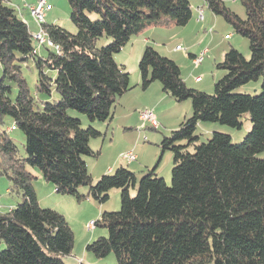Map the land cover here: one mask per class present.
<instances>
[{
    "label": "trees",
    "instance_id": "1",
    "mask_svg": "<svg viewBox=\"0 0 264 264\" xmlns=\"http://www.w3.org/2000/svg\"><path fill=\"white\" fill-rule=\"evenodd\" d=\"M67 1L77 32L44 23L46 44L54 45H43L44 57L11 0H0V124L7 116L13 119L11 129L23 131L26 151L21 157L7 132L0 131V176L9 180V192L22 198L0 214V264H70L74 232L64 215L41 206L33 180L53 184L59 194L100 203L112 189L121 191V209L103 212L95 221L107 235L86 247L97 257L114 253L116 264H264V158L257 156L264 152V0H240L245 17L223 0H205L250 44L249 57L232 47L217 64L225 72L213 94L188 87L175 60L145 47L139 61L142 88L159 81L174 100L192 105V114L159 144L173 154L170 183L157 174L159 163L139 182L123 165L95 182L85 157L98 158L100 149L94 150L91 140L103 134L82 127L68 110L89 122L111 121L119 98L132 88L130 73L114 55L149 28L187 25L193 16L190 0ZM104 36L112 41L99 46ZM30 58L39 70L37 95L50 96L55 89L57 102L31 95L20 64ZM259 79L261 93L236 92ZM6 80L18 83L15 99ZM243 116L252 123L243 142L219 132L200 141L201 123L240 129ZM82 186L89 188L86 195L79 193Z\"/></svg>",
    "mask_w": 264,
    "mask_h": 264
},
{
    "label": "rangeland",
    "instance_id": "2",
    "mask_svg": "<svg viewBox=\"0 0 264 264\" xmlns=\"http://www.w3.org/2000/svg\"><path fill=\"white\" fill-rule=\"evenodd\" d=\"M223 1L225 2L226 6L229 7L232 11L237 13L239 16L245 17L246 11L240 0H223ZM15 2H18V0H15ZM50 2L53 4V9L47 13L44 23L61 26L70 33L77 32V27L74 25L73 21L71 20V8L68 1L50 0ZM219 17L220 19H222L224 25L229 28V31L225 32L222 28L215 27V35L218 36L219 39L226 40L225 44L228 45L229 42H233V40L225 39L226 35L230 33L234 34L237 39L242 40L244 42L243 46L244 48H246L245 49L246 51H242L243 49L239 48L241 50V53L245 54L246 57H249L250 44L248 38H245L240 34H238L237 32H235L231 24H229L222 16L219 15ZM25 20L29 22L31 21V17L29 15H25ZM32 27H33L32 29L33 37L35 38V35L39 33V28L37 27V25L34 24L32 25ZM184 27L185 26H174L170 28L157 27L158 31L160 32L157 33L153 32V35H149V37L153 39H157V42H159V48L157 47V44L153 39H152V44H153L152 47H154L156 50H159L161 54H169L170 50H174V55L172 56L176 58L179 55L187 57V51H186L188 50L187 42L193 40V34L190 30L192 26H188L189 27L188 29L190 30L189 33L183 32ZM154 29H156V27L150 29V31H154ZM146 34L148 33L144 32L140 34L139 37L144 36ZM132 39L135 38L132 37L131 40L122 48V50L114 55L115 61L119 65L124 66L125 70H127L130 73L131 87L133 81L132 78L140 74L139 71L140 60L138 61V59H136V53L138 52V49H140L141 47L139 45V42H136L135 46H132V41H133ZM111 41L112 39L110 37L104 36L100 40L99 46H106L109 43H111ZM39 44L40 43L37 40L35 39L33 40V45L35 49L38 50L39 52L38 54L45 57L48 53V48L47 46H43V45L41 47V45ZM177 44H180L182 46L183 51L176 52L175 47ZM20 64L22 71L21 75L25 78L28 88L31 92V95L37 101L44 100L50 102H57L59 100L60 98L59 94L55 91V89H52V93L50 96L45 94L37 95L35 85L38 81L39 70L36 65V61L33 58L21 62ZM183 64L185 66V69L189 68L186 62H184ZM45 70L50 77L52 78L55 77L56 75L55 71L49 69H45ZM215 71H216L215 77L212 78V74L210 73L208 78H206L207 82H211V84H214V80L215 79L218 80L219 78H221V76L225 72L222 69H218V70L216 69ZM3 74H4V68L0 65V80ZM156 83H157L156 85H161L159 81H156ZM6 84L11 86V92L9 93L10 98L15 99L19 91L18 83L14 81L6 80ZM261 84H262V79H259L256 82H250L249 84L239 87L236 90V92L247 93L250 95H257L262 91ZM161 89L162 88H160L159 90V95L162 94ZM130 90H132V88ZM208 91L209 90L207 89L206 91L203 92H206L208 94H213L214 86L210 88L211 93ZM150 96L156 98L157 92L153 91L152 93H150ZM186 101H189V103H191L190 100H186ZM38 106L40 108L43 107L41 102H38ZM118 110L119 111L116 113L115 108L113 109L114 111L113 118L111 121L106 123H101L98 121L89 122V120L84 114L74 109L68 110L69 115L73 117H77L81 120L82 127L84 128H87L88 126H92L100 130L101 127L103 126L102 127L103 129L100 130L102 131L103 136L91 140V144L94 147V150L100 149V155L98 156V158L85 157L88 164V169L95 182L101 176L107 174V173L103 174V172H107L110 167L116 169L120 164H122L125 168L132 171V166L135 167L143 166V161L141 158L139 159L137 158V160L133 161V165L132 164L130 165L131 162L127 163L125 160L122 159L123 155H125L129 151H133L135 148L138 152L140 151V148L143 146H145L144 148L145 149L144 151H146L145 156L151 154L150 151H152L153 148L149 146L154 142V137L158 133V131L160 132L163 131L162 129H156L157 131H155L153 128L148 127L147 124H145L140 119H138L139 114L137 112H134L132 109L130 110L131 115L128 116L127 120L124 119L125 117L124 115H120L121 110L120 109ZM241 122H242V127L240 129L219 122H203L200 125H198L197 134L200 135L201 142H206L214 132L224 133L231 136V140L233 143L239 144L243 142V140L250 132L252 127V123L247 116H243L241 118ZM13 125H14L13 119L7 116L4 118V124H0V131L5 130L7 132L8 136L18 146L20 156L25 157L26 151L24 147L25 144L24 133L19 128H16L14 130L11 129ZM127 126H133V127H127ZM107 132L108 134H106ZM137 146L139 148H137ZM257 156L260 158H264V152L258 153ZM159 159H160V165L158 167L160 170L159 172H162V174H164V169L170 172L165 176L161 175V177L165 178L170 183L171 170L173 165V154L170 150H165L164 152H162V149L160 148L159 155L154 164H156L159 161ZM32 172L35 175L39 174V171L36 168L32 169ZM136 173H137L136 174L137 180L139 182L141 178L144 176L145 171L144 173L143 172L140 173L139 171H136ZM47 185L48 186L51 185V188L48 189ZM33 186L38 193V198L43 208L56 210L57 212L64 215L65 218L67 219L72 231L74 232L73 254L75 255V259L76 258L77 259L79 258L78 260L83 259L87 264H116V256L114 253H110L105 257H97L93 252L88 251L86 247L88 243L97 240L99 237L107 235L106 228L102 226H96L93 228L94 230H91L89 229L88 224L91 221L99 220L103 212H117L121 209L122 204H121L120 190L112 189L109 192V199L103 203H100L99 201L93 199L92 197H90V199L88 200L85 198L78 199L74 196L59 194L56 192L53 184L49 182H45V180H40V181L33 180ZM9 187H10L9 180L4 176H0V214L8 211V208H10L11 205L16 206L17 204L22 202L21 197L11 194V192L8 191ZM48 190H52L53 192L50 193V191ZM88 190L89 188L87 186H82L79 188V193L81 195H86ZM130 192L131 195L134 196L136 194V189L131 188Z\"/></svg>",
    "mask_w": 264,
    "mask_h": 264
},
{
    "label": "crops",
    "instance_id": "3",
    "mask_svg": "<svg viewBox=\"0 0 264 264\" xmlns=\"http://www.w3.org/2000/svg\"><path fill=\"white\" fill-rule=\"evenodd\" d=\"M11 2L12 5L16 7L17 10L20 12L21 17L24 18V20H25V15H29L31 17V21L29 22H27L26 20L25 21L29 25L32 32H33L32 30L33 24L37 25V27L40 29V25L33 19L28 9V5L34 4L36 0H18V2H15V0H11ZM190 2H191L193 16L183 29V32L189 33L191 30L193 34V40L187 42V48H188V50H186L187 57L179 55L176 58L172 56L174 55V50H170L169 52L170 55L169 54H163V55L168 56L177 62V64L180 66L182 70L183 79L188 87L198 89L201 91H206L208 89L209 90L208 92H210V88L214 86L217 80L214 78L215 79L214 84H211V82L206 81V78H208L210 73L212 74V78L215 77L216 75L215 70L216 69L218 70L217 64L222 61L226 52L230 50L232 47L238 49L240 52H241L240 49H243L242 51H246L245 50L246 48H244L243 46L244 42L242 40L237 39L236 36L232 33L227 34L225 37V39L227 40L232 39L234 42V43L229 42L228 45L225 44L226 40L219 39L218 36L215 35V27L222 28L225 32H228L229 28L224 25L219 15L215 14L212 10L208 8V5L206 4L205 0H190ZM199 9H202L203 11V20L199 19L200 16ZM188 26H192L190 30L188 29L189 28ZM150 29L145 31L148 34L141 37H139L138 35L134 37L135 39H132L133 40L132 46H135L136 42H139V45L141 46L140 49H138V52L136 53V59H138V61L141 59L145 47L153 45L152 44L153 38L149 37V35H153V32L154 33L160 32L158 31L157 27L156 29H154V31H150ZM153 40L155 41L157 47L159 48V42H157V39H153ZM178 45L180 44H177L175 47L176 52L183 51L182 50L183 48L177 49ZM206 49H208V52L206 53L204 60L198 65L194 64L192 60L193 57L196 58L201 57L202 53ZM184 62H186V64L188 65L189 67L188 69H185V66L183 64ZM199 77L201 78V80L199 81L196 80ZM132 80H133L132 90L126 92L119 98V101L115 106V112L117 113L119 111L118 109H120L121 110L120 115H124L125 116L124 119L127 120L128 116L131 115L130 114L131 109L134 112H137L138 114L142 110L144 111V109L153 110L159 122V127L157 129L163 130L162 132L158 131V133L154 137V142L149 146L153 148V150L150 151L151 154L145 156L146 153V151H144L145 146L141 147L140 151L138 152L136 148L133 150V152L137 155V158L138 159L141 158L143 161V166H136V167L132 166V172L137 174L136 171H139L140 173L142 172L144 173V171L146 172L147 170H150L153 167H155L156 164L158 165L159 163L160 165V159L156 164H154L159 155V150H160L159 144L163 140L164 136H169L173 130L179 127V125L184 121V119L188 118L192 114V105L191 103H189V101L177 102L170 95L164 92L163 89H161L163 95L162 94L159 95V90L160 88H162V85H156L157 84L156 81L151 83L149 87L143 89L140 86L142 80L141 74L136 75L135 77L132 78ZM153 91L157 92L156 98L150 96V93H152ZM138 119H140V117ZM102 127L101 129H103ZM127 127H133V126H127ZM154 130L157 131L156 129ZM106 134H108V132ZM137 148L139 147L137 146ZM131 164L133 165V162H131L130 165ZM113 170L114 168L110 167L109 170L107 172H103V174L112 172ZM156 171L159 176L161 175L165 176L166 174L170 173L166 169H164V174H162V172H159L160 171L159 168H157ZM47 187L48 189L51 188V186L49 187L48 185ZM48 191H50V193L53 192L52 190H48ZM78 259L77 258L75 259V255L72 253V255L68 258V262L70 264H75L77 263ZM81 260L84 263H86L85 260L83 259Z\"/></svg>",
    "mask_w": 264,
    "mask_h": 264
},
{
    "label": "built area",
    "instance_id": "4",
    "mask_svg": "<svg viewBox=\"0 0 264 264\" xmlns=\"http://www.w3.org/2000/svg\"><path fill=\"white\" fill-rule=\"evenodd\" d=\"M28 9L31 10V16L32 17H40V20L45 21V11H50V7H47V0H42V3H34V4H29ZM200 11V16L199 19L203 20V11L202 9H199ZM35 40H37L40 44L39 45H46V39L45 37L42 36L41 31H39L38 34L35 35ZM48 46H54V45H48ZM177 49H182L181 45L177 46ZM208 52V49L202 53V59H194L193 57V63L198 65L200 64ZM196 80H201V78H197ZM140 120L147 124L149 127L153 129H157L159 127V122L156 118L155 113L152 111L150 112H140L139 113ZM123 160L126 162L130 163L135 160H137V155L133 151L127 152L125 155H123ZM89 229L93 230L94 227H96L95 221H91L88 224ZM82 260H78L77 263L75 264H81Z\"/></svg>",
    "mask_w": 264,
    "mask_h": 264
},
{
    "label": "bare ground",
    "instance_id": "5",
    "mask_svg": "<svg viewBox=\"0 0 264 264\" xmlns=\"http://www.w3.org/2000/svg\"><path fill=\"white\" fill-rule=\"evenodd\" d=\"M35 3H42V0H36ZM47 7H50V11L53 9V4L50 2V0H47ZM50 11H45V19H46L47 13L50 12ZM29 12L31 14V10L30 9H29ZM33 19L40 25L39 31H41L42 36L45 37L46 43H47L49 39H48L47 32L45 31V29L43 27L44 20H40V17H33ZM196 59H202V56L198 57ZM150 111H152V110H144L142 112H150Z\"/></svg>",
    "mask_w": 264,
    "mask_h": 264
}]
</instances>
